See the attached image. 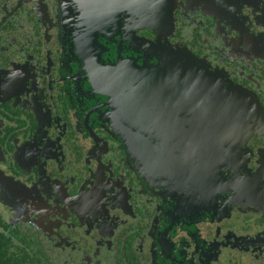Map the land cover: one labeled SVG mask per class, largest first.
Returning <instances> with one entry per match:
<instances>
[{"label":"flooded vegetation","instance_id":"af4514ba","mask_svg":"<svg viewBox=\"0 0 264 264\" xmlns=\"http://www.w3.org/2000/svg\"><path fill=\"white\" fill-rule=\"evenodd\" d=\"M136 1L0 0V264H264V132L213 192L161 189L92 92L77 29L113 63ZM139 3L138 19L172 23L137 37L189 51L264 111V0Z\"/></svg>","mask_w":264,"mask_h":264},{"label":"water","instance_id":"95a60500","mask_svg":"<svg viewBox=\"0 0 264 264\" xmlns=\"http://www.w3.org/2000/svg\"><path fill=\"white\" fill-rule=\"evenodd\" d=\"M98 1L113 7L119 0ZM139 6L137 0L127 55L119 49L113 63L95 56L105 46L95 48L94 33L86 34V49L83 26L75 35L77 52L92 92L108 99L107 119L142 176L161 189H188L201 197L220 186L223 170L240 164L250 139L264 132V111L250 92L189 51L137 37L139 28L172 23L138 19ZM122 12L126 17L127 10Z\"/></svg>","mask_w":264,"mask_h":264},{"label":"rangeland","instance_id":"374dc122","mask_svg":"<svg viewBox=\"0 0 264 264\" xmlns=\"http://www.w3.org/2000/svg\"><path fill=\"white\" fill-rule=\"evenodd\" d=\"M119 4V1H116L113 3V5L116 7Z\"/></svg>","mask_w":264,"mask_h":264}]
</instances>
